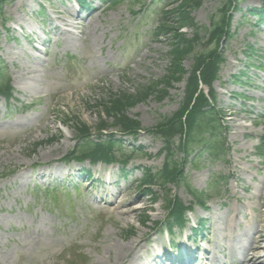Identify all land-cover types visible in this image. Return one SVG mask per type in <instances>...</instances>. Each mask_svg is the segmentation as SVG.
Masks as SVG:
<instances>
[{"label":"rangeland","instance_id":"obj_1","mask_svg":"<svg viewBox=\"0 0 264 264\" xmlns=\"http://www.w3.org/2000/svg\"><path fill=\"white\" fill-rule=\"evenodd\" d=\"M110 1L87 0L84 12L76 0H8L2 8L7 25L5 30L0 24V66L14 90L12 100L0 97V264H67L75 254L88 264H145L154 248L168 249L169 240L184 242L202 220L218 260L210 263L237 264L235 239L247 252L251 238L258 231L264 235V159L257 149L264 137V72L255 68L264 65V24L250 15L264 0H241L229 12L232 36L223 46L226 62L214 84L222 131L207 137L213 154L195 151L182 186L167 188L185 207L194 201L187 185L211 190V196L206 209L192 207L184 230L175 227L172 236L162 224L168 220L167 191L153 188L147 194L140 188L142 172L156 173L164 164L161 140L148 132L136 140L117 134L127 155L138 149L127 172L117 165L63 160L76 144L73 119L94 128L97 105L109 94H135L173 68L167 40L152 34L161 12L181 2L200 3L191 16L209 29L225 0ZM180 64L178 81L163 101L151 97L127 109L144 129L178 110L193 59L182 57ZM54 185L57 192L45 193ZM116 195L122 208L110 204ZM147 212L149 222L141 225ZM121 246H134L122 260L116 257Z\"/></svg>","mask_w":264,"mask_h":264},{"label":"trees","instance_id":"obj_2","mask_svg":"<svg viewBox=\"0 0 264 264\" xmlns=\"http://www.w3.org/2000/svg\"><path fill=\"white\" fill-rule=\"evenodd\" d=\"M6 1L0 0V13L2 5ZM240 1L225 0L217 14L212 17L209 29L199 27L191 16L192 10L196 6L199 7L200 3L195 4L192 1L188 5L187 2H181L172 11L162 12L159 16V26L153 36L159 41L167 40L168 53L173 68L162 80L142 86L135 94L125 93L120 96L109 94V98L105 102L97 105L99 123L94 128L89 127L78 118L73 119L72 126L76 133V146L69 152L65 160L85 161L90 159L93 163L116 161L119 153V148L116 147L119 145V141L114 138V133L136 137L145 131L137 120L128 116L127 109L132 104L143 103L151 97L163 101L169 95L173 81H178L174 75L180 70L178 66L181 67L182 57H191L193 65L187 73L185 71V74L189 76L179 109L172 116L161 118L153 129L148 130L163 142L164 146L160 154L165 155V162L156 173L146 172L141 184L143 191L147 193H152L151 189L156 187L165 189L167 191L165 195L166 208L170 218L168 223L173 225V223L182 221L186 207L177 197H173L167 188L172 185H182L185 179L183 171L185 162L197 148L206 149V145L209 143L205 139L206 136L215 135L221 129L214 108L216 97L213 83L218 80L221 66L225 62L221 49L223 39L228 40L231 37L233 17L229 15V12L234 6L237 7ZM113 3L115 4L116 1ZM250 13L257 14L259 20L264 23V7L254 9ZM184 28L192 29L193 36L182 33ZM203 31L205 34L201 36ZM0 76H2L1 73ZM202 85L209 88L208 93L201 88ZM9 88L7 80L0 83V96L10 95ZM108 130L109 133L105 134V131ZM94 138L96 141L93 140ZM209 146L211 148V145ZM186 187L195 202L204 206L208 196L195 191L188 185ZM153 201L157 202V198H154ZM147 218H144L143 224L147 223Z\"/></svg>","mask_w":264,"mask_h":264},{"label":"bare ground","instance_id":"obj_3","mask_svg":"<svg viewBox=\"0 0 264 264\" xmlns=\"http://www.w3.org/2000/svg\"><path fill=\"white\" fill-rule=\"evenodd\" d=\"M71 15V13L69 12ZM64 25L69 26V23L67 20H63ZM111 205L117 206L119 208H122V201L119 199V196H115L113 201L111 202ZM239 227L241 223L239 222ZM236 225L232 224L230 225L231 230L234 229ZM264 227V225H263ZM238 228V227H237ZM263 231H258L257 237L251 238V241L247 245L249 250L247 252H243V248H245L244 243L241 241L236 240V244L238 246V252L240 254H236L234 258H237V264H264V246L261 245V243H264V235L262 233ZM134 250V246L131 247H119L117 250L116 257L120 260L125 259L126 256L130 255L131 252ZM225 249H223L224 251Z\"/></svg>","mask_w":264,"mask_h":264}]
</instances>
